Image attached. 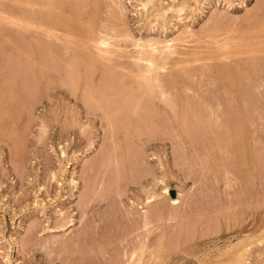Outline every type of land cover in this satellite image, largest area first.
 <instances>
[{
  "label": "rangeland",
  "instance_id": "rangeland-1",
  "mask_svg": "<svg viewBox=\"0 0 264 264\" xmlns=\"http://www.w3.org/2000/svg\"><path fill=\"white\" fill-rule=\"evenodd\" d=\"M33 1L0 0L36 15L0 17V264H239L246 247L264 264V0ZM178 36L150 73L140 45Z\"/></svg>",
  "mask_w": 264,
  "mask_h": 264
},
{
  "label": "bare ground",
  "instance_id": "bare-ground-1",
  "mask_svg": "<svg viewBox=\"0 0 264 264\" xmlns=\"http://www.w3.org/2000/svg\"><path fill=\"white\" fill-rule=\"evenodd\" d=\"M34 1L32 0V4H34L33 3ZM146 8V7H145ZM1 9V8H0ZM148 9V8H147ZM3 10V9H2ZM4 11H5V9H4ZM4 11H0V17L2 18V20L3 21H5V23H6V21H7V23L10 21V23H14L15 25L17 24V26H22L21 24L23 23V25H24V22L25 23H27V24H30L29 26H31L32 28L35 26V22H36V15H35V12L34 11H30L31 12V16H28V18L26 19H24L23 18V14L21 15V14H19V16H18V14H14V12H13V14L10 12L9 13V11H8V13L7 12H4ZM7 11V10H6ZM16 11V10H15ZM22 12V11H21ZM29 13V12H28ZM37 14V13H36ZM21 15V16H20ZM217 22V21H216ZM13 24V25H14ZM218 25V24H217ZM25 26V25H24ZM29 28V27H28ZM18 29H19V27H18ZM50 29V28H49ZM48 29V30H49ZM23 30H25V29H23ZM21 31V30H20ZM188 33H190V30L189 31H185V32H183V34L185 35V34H188ZM47 34V33H46ZM50 34V33H49ZM52 34V33H51ZM50 34V35H51ZM191 34H192V32H191ZM19 35H20V33H19ZM103 35H105L106 36V34H104L103 33ZM100 36V35H99ZM98 36V37H99ZM104 36V37H105ZM109 36V35H108ZM131 36V35H130ZM48 37V36H47ZM97 37V39H96V42H94L95 43V45H97L96 47H97V49L99 48V50L101 51L102 50V52L101 53H103V51H105L106 50V52L105 53H107V51H109L108 53H113L112 52V50H110V49H113L114 50V48H112L113 47V45L111 44V42H109V40H107L108 39V37H107V39H106V37L104 38L103 36H102V38H98ZM114 37V36H113ZM125 37H127V36H125ZM188 37V36H187ZM128 39H129V37H127ZM127 38H126V40H127ZM110 39V38H109ZM123 39V38H122ZM125 40V39H124ZM125 40V41H126ZM130 40V39H129ZM110 41H111V39H110ZM134 41V40H133ZM136 41H138V40H136ZM182 41H185L183 38H180L179 36L178 37H175V38H172L171 40H167V41H165L164 43L163 42H160V41H158V40H150V41H147V43L146 44H144L143 46L142 45H140L139 43H138V45H140V47H141V55H147L148 56V58H147V56H145L146 58H144V60L146 61V63L148 62V66H146L147 68H148V70L150 71L151 69L153 70L154 68V70L153 71H157V69H158V65H156L157 63H159V60H162L163 61V63H165L164 61H166V60H168L170 57H172L174 54H177L178 53V48L180 47V43L182 42ZM141 42H143L142 40H141ZM135 44V43H134ZM141 44H143V43H141ZM223 45V44H222ZM136 46V45H135ZM41 47V46H40ZM114 47H116V46H114ZM30 48V47H29ZM42 48V47H41ZM119 48V47H118ZM53 49V48H52ZM52 49H51V52H52ZM96 49V50H97ZM139 49V48H138ZM180 49V48H179ZM42 50V49H41ZM116 51V50H115ZM145 51L147 52V53H145ZM180 51V50H179ZM99 53V52H98ZM142 53H144V54H142ZM11 54H13L12 56H14L15 54L14 53H11ZM179 54V53H178ZM114 55V54H113ZM140 55V56H141ZM104 57L106 56V54H104L103 55ZM111 56V55H110ZM109 56V57H110ZM139 56V57H140ZM178 56V55H177ZM225 56V55H224ZM7 57H9L8 55H7ZM6 57V58H7ZM98 57V56H97ZM106 57H108V56H106ZM138 57V58H139ZM101 58V57H100ZM12 59V57L10 58V60ZM13 60V59H12ZM139 61V60H138ZM9 62V61H8ZM13 62V61H12ZM39 62V61H38ZM161 62V61H160ZM168 62V61H167ZM162 63V62H161ZM160 67V66H159ZM146 69V68H145ZM160 69H161V67H160ZM147 70V69H146ZM151 70V71H152ZM148 71V72H149ZM150 71V73H153V71L151 72ZM145 73V72H144ZM155 73V72H154ZM158 73V72H157ZM148 75H151V74H148ZM176 77V76H175ZM10 78V77H9ZM148 78V77H147ZM145 79H146V77H145ZM155 79H157L156 77H154V79L153 80H155ZM8 80V79H7ZM12 80H13V78H12ZM143 80V79H142ZM147 80V79H146ZM146 80H144V81H146ZM172 80V79H171ZM108 81V80H107ZM147 81H149V80H147ZM150 81H151V76H150ZM5 82V81H4ZM4 82H3V84H4ZM109 84H110V81L108 82ZM154 84V83H153ZM160 84V83H159ZM156 85V84H155ZM5 86V85H4ZM111 86H112V83H111ZM131 86V85H130ZM151 86V85H150ZM157 86V85H156ZM129 87V86H128ZM153 87V86H152ZM162 87V86H161ZM103 88H106V87H103ZM111 88V87H110ZM114 88V87H113ZM122 88V87H121ZM121 88H117V89H119V91H120V89ZM125 88V87H124ZM123 88V89H124ZM145 88H146V86H145ZM148 88V87H147ZM3 89H4V87H3ZM100 89V88H99ZM106 89H108V87L106 88ZM105 89V90H106ZM95 90H97V89H95ZM125 90V89H124ZM108 91V90H107ZM118 91V92H119ZM123 91V90H122ZM122 91H120V95L122 94L121 92ZM126 91V90H125ZM124 91V92H125ZM103 92H105L104 90H103ZM114 92H116V91H114ZM148 92H151V91H149V88H148ZM127 93V92H126ZM109 94H111L112 95V93H108V96H109ZM115 94V93H114ZM124 94V93H123ZM132 94V93H131ZM137 94V93H136ZM161 94H163V93H161ZM133 95H134V93H133ZM138 95V94H137ZM144 95H145V93H144ZM148 95V94H147ZM3 96H5V95H3ZM101 96H104V95H102V93H101ZM105 96H106V93H105ZM114 96V95H113ZM125 96V95H124ZM131 96V95H130ZM149 96H150V94H149ZM167 96V95H166ZM92 97V96H91ZM118 97L119 96H117V97H113V99L115 98V99H118ZM1 98V97H0ZM89 98L90 97H88V100H89ZM101 98V97H100ZM106 98H107V96H106ZM112 98V97H111ZM120 98V97H119ZM123 98V97H122ZM147 98V97H146ZM162 98V97H161ZM165 98V97H164ZM94 99V98H93ZM92 99V100H93ZM96 99H97V95H96ZM113 99H111L112 101H113ZM126 99H127V97H126ZM131 99V98H130ZM148 99V98H147ZM157 99V98H156ZM3 100H5V99H3ZM120 101H122L121 99H119ZM145 100V99H144ZM101 101V100H100ZM99 101V104L101 103ZM104 101V100H103ZM109 101V100H108ZM108 101H106V102H108ZM115 101V100H114ZM3 102V101H2ZM93 102V101H92ZM94 102H95V100H94ZM152 102V101H151ZM97 103H98V101H97ZM120 103V102H119ZM131 103V102H130ZM146 103V102H145ZM0 104H2V103H0ZM95 104V103H94ZM118 104V103H117ZM129 104V103H128ZM138 104V103H137ZM113 105V104H112ZM120 105V104H119ZM122 105V104H121ZM100 106V105H99ZM115 106V105H114ZM114 106H113V108H114ZM117 106V105H116ZM101 107V106H100ZM99 107V108H100ZM124 109H125V106L123 107ZM128 109V108H127ZM126 109V110H127ZM124 111V110H123ZM107 112V111H106ZM113 112V111H112ZM108 113V112H107ZM106 113V114H107ZM73 181V180H72ZM169 192V190L166 188V190H165V193H168ZM164 193V194H165ZM151 196V195H150ZM177 199V198H176ZM152 201V200H151ZM172 202H174V201H172ZM175 203L177 204L178 203V201L177 200H175ZM146 218V217H145ZM146 219H148V218H146ZM149 219H150V217H149ZM146 221V220H145ZM149 221V220H148ZM149 223V222H148ZM147 225V224H146ZM228 242V241H227ZM143 246V245H142ZM241 249V250H240ZM239 250H240V253L238 252V257H239V259H238V263L239 264H243V263H241V260L243 259V257L245 256V254L247 253L246 251H247V247L246 248H240ZM238 250V251H239ZM205 253V252H204ZM241 259V260H240ZM240 261V262H239ZM243 261V260H242ZM133 264H135V263H133Z\"/></svg>",
  "mask_w": 264,
  "mask_h": 264
}]
</instances>
